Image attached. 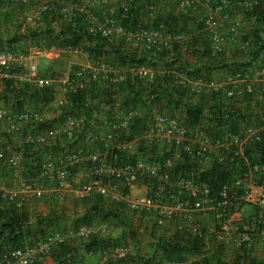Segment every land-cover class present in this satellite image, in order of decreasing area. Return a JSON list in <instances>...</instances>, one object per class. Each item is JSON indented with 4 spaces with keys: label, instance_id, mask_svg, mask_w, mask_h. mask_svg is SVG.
<instances>
[{
    "label": "built area",
    "instance_id": "built-area-1",
    "mask_svg": "<svg viewBox=\"0 0 264 264\" xmlns=\"http://www.w3.org/2000/svg\"><path fill=\"white\" fill-rule=\"evenodd\" d=\"M160 1L175 3L186 15L202 6L205 10L204 24L210 34L211 54L218 56L224 52L228 36L223 28L235 16L234 0H0V12L5 7L33 6L37 19L45 18L50 12L56 13L68 24L82 22L87 33L106 38L113 44L123 42L133 49L162 53L181 43L184 34L162 23L157 27H131L123 25L120 19L121 10L132 8L141 10L140 13L144 10L147 16L155 19ZM260 1L244 2L253 6ZM238 25L230 28L235 39L241 35ZM52 29L61 31L57 25ZM61 56L62 48L55 44H31L25 50L0 48V79H14L38 88L59 85L67 97L85 92L90 83H125L129 74L148 83H154L157 77L151 66H121L103 57L92 58L64 74H41L40 59L55 60ZM240 77L239 73L236 74L233 81L240 80ZM261 77H264V61L253 77L243 79V88L238 93L253 92L254 82ZM184 79L185 84L197 94L222 90L228 97H234L237 93L236 89L225 90L214 79ZM142 117L139 109L126 108L114 120H105L107 130L97 133L86 125L82 115L69 114L59 124L41 128L46 120L41 112H13L0 107V124L4 126L0 162L9 165L17 176L27 174L24 185L19 189L0 184V197L20 208L29 199L44 198L48 193L61 199L85 200L99 196L110 202H121L131 210L152 213L163 222L175 224L179 232H188L205 240L204 256L213 255L217 244H232L244 249L256 242L264 243V163H250L245 153L251 142L264 143V126L216 134L206 126H188L173 113L153 112L148 121L139 124V129L133 132L132 125L138 124ZM26 124H32V133L27 136L30 145L50 146L63 136L71 142L85 140L91 148L81 143L74 151H49L41 163L40 172L30 176L24 153L17 151L13 143L16 134ZM184 156L200 169L181 172L179 164ZM213 156H216L215 163L222 167L242 164L239 165V173L234 174L232 180L225 181L218 191H214L208 182L199 180L200 170H204L203 165ZM82 164L90 169L91 175L76 181L72 168ZM140 182H145L146 194L135 193ZM246 203L254 205V213L244 214L242 206ZM201 214L214 219L213 241H207L205 226L198 221ZM107 226L83 224L67 231L53 230L38 242L3 251L0 264H37L63 244L89 239L106 232ZM137 253L134 247L118 244L101 250L100 258L102 264H115ZM77 264L84 263L80 261ZM164 264L183 262L166 261Z\"/></svg>",
    "mask_w": 264,
    "mask_h": 264
},
{
    "label": "crops",
    "instance_id": "crops-1",
    "mask_svg": "<svg viewBox=\"0 0 264 264\" xmlns=\"http://www.w3.org/2000/svg\"><path fill=\"white\" fill-rule=\"evenodd\" d=\"M142 18L146 20V24L154 26L153 22H155L156 19H161L162 24H166L170 20L174 22L173 27L177 29L178 32L184 34V39L181 42V51L183 56L191 63H198L199 58L196 55L197 48H202L200 46V43H197V41H203L205 44H210V34L207 31L205 24H204V17H205V10L202 6H199L198 9L193 12L190 15L183 14L179 11L178 7L175 3L169 4L165 1L158 2L157 5V18H148L147 13L143 10ZM145 15L147 16L145 18ZM52 15L48 16L46 19H37L35 15V7L29 6V7H21V6H13V7H5L0 12V35L1 38H9L12 37L14 34V31L19 34L20 41L17 44H12L6 41L3 43V40H0V45L3 44L5 49H8L12 46H18V50H24L31 46V44H42L46 45L44 42V39L46 38V34L48 33L47 26L48 23L51 25V27H54L57 25L61 29V23L59 21L52 20ZM9 19V21H8ZM148 21V22H147ZM234 24H239L238 28L240 33L246 32L250 29L248 20L245 18L242 11L236 12L235 16L232 18V20L223 28V31L227 34L228 40L225 43L224 48V57L228 61H233L235 59L241 60V59H248L250 60L248 56V45L240 41V39H235L233 36V33L230 32V28ZM54 31V30H53ZM39 35V37L36 39L32 36V33H35ZM55 33H58L55 31ZM26 35V36H25ZM42 38V39H41ZM52 44L57 45L58 42L53 39H50ZM62 56L59 59L55 60H44L47 68L41 70L42 75H52L56 74V71L67 68L68 70L71 69L70 67L73 66V68H76L78 65L85 63L92 59V56L88 54L87 52H84L83 50H73L68 49L67 47H62ZM129 48V47H127ZM8 50H11L10 48ZM141 52V50H140ZM115 52H110L108 55H103L102 57L111 63H115ZM250 65L246 70L250 71V74H247L249 76H241L240 80L233 81V77L235 75L230 72L227 68H217L213 70L211 79H214L223 86L225 90H231L236 89L237 93L234 97H228L225 92L221 91H213L210 94H197L193 96L191 99L194 103L201 102L200 104L204 105V118L202 119V122L200 123L201 126H206L210 128L213 132L216 134H223L226 131H230V125L229 123H224L223 125H218L215 120L214 116L215 114H222L224 118L227 117L229 113H235V114H242L245 115L244 119H240V131H244L245 129L249 127H258L261 126L260 121H262V113H264V77H261L258 81L254 82V92L252 93V96L248 97L245 94L246 93H238V90L243 88L244 78L245 77H253L259 68V61L256 60H250ZM129 67H133L134 65ZM158 75L162 76L166 72H171V69H168L167 67L159 64L158 66L152 67ZM247 72V71H245ZM176 80L175 83L185 84L184 78L186 76L176 73L175 74ZM135 76L133 74H129V79L119 85H105V84H93L90 83L88 89L85 92H88V100L92 101L93 104H98L100 101V107L97 109V111L92 113L93 119L88 121L89 125L91 126V129L93 131H96L97 133H102L107 128L104 126L105 120H114L116 117H118L124 109L127 107L124 104L125 100L128 99V88L129 84L134 83ZM10 83L16 84L17 87L24 88L20 93H13L12 89L13 85H10ZM29 86L30 90H26V86ZM38 88L32 84L29 83H23L18 82L14 79L5 80L0 79V107H5L9 109L10 111L16 112L20 110H34L39 111L42 113L45 119H56L60 115L62 109L61 101L65 103L64 100H66V96L62 93L61 87L59 85H56L53 87L54 91V99L53 101L41 105L39 102L41 101V98H37L32 96V88ZM40 89V88H39ZM193 92V91H192ZM215 92H219V97H212L211 95ZM16 94V95H15ZM20 96H19V95ZM134 95V94H133ZM131 95V97L133 96ZM126 96V97H125ZM201 98H200V97ZM101 98H107L111 100L109 103H105L104 101H101ZM143 98L147 99V103L149 104L148 107L154 108V112H163V113H175L177 116L181 117L184 120V117L186 116L184 112V108L182 106H179V108H172V106H168L167 101L164 99L153 101L154 97L152 95H149V91L143 93ZM113 100V101H112ZM132 100V99H131ZM67 101V100H66ZM129 102V101H128ZM222 103L221 109L217 108L216 106L219 103ZM130 107H134L136 109H139L141 113H143L142 108L137 103L129 104ZM121 107V108H120ZM123 107V108H122ZM213 111H217L216 113H213ZM84 116V115H82ZM264 125V124H263ZM4 131V126L0 124V146L2 145V137L1 134ZM26 125H23L22 131L16 134L14 138V147L17 151L24 153L26 161L30 163V150L28 149V142H27V136L29 133H32V130H29ZM27 132V133H26ZM233 132V131H231ZM64 138L63 136H60L59 138ZM58 138V139H59ZM67 139V138H66ZM85 141V140H84ZM83 140H79L76 142H71L70 140H65L66 143L61 141H57L63 144V148L65 151H74L78 149L81 143L84 145H88L89 143L87 141L84 142ZM69 143V144H67ZM4 144V142H3ZM82 144V145H83ZM88 147L91 148V146L88 145ZM47 152L44 153V157ZM43 157V159H44ZM216 156L211 157L208 159L205 164L203 165L204 170H210L213 167V164H215ZM181 162H184L181 160ZM251 163V161L249 160ZM245 164V162H243ZM72 170H75L79 176V178H76V181L81 180L83 177H88L91 175L90 169L85 165H79L77 167H73ZM26 173H22L21 175L17 176L13 169L7 165L6 163H0V184H3L4 186L12 189H19L24 185V182L27 178ZM145 182H140L137 185L136 192L137 194H146V186L144 185ZM71 202H74L71 204ZM0 210H3V208H11L13 206L12 204L14 202L10 200H5L0 202ZM74 204H78L79 206H73ZM91 204L89 202L81 201L78 199H61L58 198L57 195L53 193H48L45 195L44 198H31L27 201L24 207V211L26 215L29 218V221H27V224H31V228H34V230H37V226H47L52 227L53 229L59 228L62 230H70L72 228L77 227V224L75 223V219L78 216H81L85 214V212L89 211L92 207L99 208V212L102 209H116L119 206H90ZM127 208L128 213H135L137 211L131 210L130 208ZM242 211H244V214H252L255 212V208L253 204H243ZM144 213V212H143ZM138 216H142V219H138L140 221V225L144 223V226H149L152 223H156V217L150 213L149 216L146 215V213L142 214V212L136 213ZM152 215V216H151ZM155 217V218H154ZM158 223L163 227L170 228V231H174L176 233V227L172 223L163 222L160 219H157ZM107 221V220H106ZM198 221H200L206 229L207 232V241H213V223L214 219L209 217L208 215L201 214L198 217ZM117 223L116 228L113 225L110 226V230H107L106 232H102L99 234H95L92 237H101L103 238L104 242L110 243L118 241L119 243H122L123 234L122 232H127V230L131 229V226L125 223H121L117 220L114 221ZM149 222V223H148ZM107 224L105 221L102 220V216L98 212L92 213V224L91 225H98L102 226L103 224ZM131 223V222H129ZM46 224V225H45ZM134 225V223H131ZM130 224V225H131ZM1 226V225H0ZM136 228V225H134ZM158 226V225H157ZM139 227V226H138ZM36 228V229H35ZM116 228V229H115ZM150 228V226H149ZM1 230V228H0ZM112 230V231H111ZM151 231V230H149ZM165 232H168L165 230ZM179 232V231H178ZM109 233L111 235H109ZM169 233V232H168ZM173 235V234H172ZM150 236V235H149ZM153 237V236H152ZM1 240V239H0ZM151 241H153L151 239ZM80 245V244H79ZM76 244L73 245L75 249L71 250V253H69L68 259L70 260H76L73 261V264H77L78 262H82L84 264H102L101 262V256L100 251L101 250H95L88 252L85 248V245L80 246ZM79 248V251H78ZM215 252L217 250L221 251L220 259L225 263H234L237 262L243 263V261H255L257 264H264V243L256 242L250 247L241 249L237 248L232 244H218L214 248ZM55 249L51 253V255L44 257L42 260L37 262V264H55L56 258L54 257ZM204 257L203 253H192L188 256L187 260L183 262V264H194L197 261H201V259ZM217 258V257H216ZM215 258V259H216ZM212 260V264H214V260Z\"/></svg>",
    "mask_w": 264,
    "mask_h": 264
},
{
    "label": "trees",
    "instance_id": "trees-1",
    "mask_svg": "<svg viewBox=\"0 0 264 264\" xmlns=\"http://www.w3.org/2000/svg\"><path fill=\"white\" fill-rule=\"evenodd\" d=\"M245 0H234V11L236 12L242 11L245 18L248 20L250 29L246 32H241L240 41L248 45V56L250 60L259 61V68L261 63L264 61V0L260 1L258 4H254L253 6H248L244 2ZM136 10L135 8L129 11H120V19L121 23L126 26H140V25H148L146 24V20L142 18V13ZM52 15V20L59 21L61 25V31L55 33L53 31L51 25L48 23L46 34V38L44 42L46 45H51L53 41L58 42V46L67 47V48H80L84 52H87L92 56V58L102 57L103 55H108L110 52H115V64L121 66H158L159 64L171 69V72H166L164 75L160 76L157 74L156 80L154 83H148L145 80H141L137 77L134 79V83L129 84L128 88V99L125 100L124 104L127 108H130L129 104L137 103L143 110V117L138 119V124L132 125V131L135 132L139 129V124H145L148 119L151 117L154 112V108L148 107L147 99L143 98V93L149 91V95L154 97L153 101H158L164 99L167 101L168 106H172V108H179L182 106L184 108V112L186 116L184 117V121L188 126H196L200 125L204 116V105L200 104L201 102L194 103L191 99L195 95V92H192L191 88L188 84H180L175 83L176 80L175 74L179 73L186 76L188 79L196 80L198 78L211 79L213 70L223 67L230 70L232 75L240 74V76H249L250 74L248 70V66L250 65V60L241 59V60H231L228 61L224 57V52L218 56H214L210 51V44H205L203 41H197L200 43L202 48H197L196 55L199 58L198 63L189 62L182 54L181 51V43L175 44V47L172 50H166L162 53H153L147 50H138L133 48H127L123 42L119 44H113L108 41L106 38L100 36H93L87 33L85 28L82 26V22L77 21L75 24H68L61 16L56 13H47L45 15V19ZM147 16L145 15V18ZM9 21V19H8ZM148 22V21H147ZM172 20L166 23L170 28H174ZM155 26L161 24V19H156L153 22ZM177 30V29H176ZM17 32V31H16ZM14 31L12 37L9 38H1L4 42H8L12 44H17L20 41V36ZM26 36V35H25ZM34 38H38L39 35L32 33ZM42 39V38H41ZM9 47L11 50H18V46ZM38 44V43H37ZM40 44V43H39ZM41 45V44H40ZM0 48H6L0 45ZM8 48V49H9ZM20 50V49H19ZM23 50V49H22ZM25 50V49H24ZM258 68V69H259ZM247 71V72H245ZM251 77V76H250ZM9 81V80H8ZM14 84V83H12ZM10 83V85H12ZM102 84V83H95ZM123 84V83H122ZM106 86L108 84H105ZM25 88V87H24ZM24 88L17 87L16 84L11 88L13 93H20V90ZM31 88V87H30ZM29 86H26V90H30ZM53 88H32V96L41 98L39 102L41 105L47 104L54 99V91ZM25 90V89H24ZM254 92V86H253ZM246 93V96H252V93ZM21 94V93H20ZM134 94V95H133ZM16 95V94H15ZM19 95V94H18ZM131 95H133L131 97ZM20 96V95H19ZM212 97H219V92H215L211 95ZM126 97V96H125ZM200 97V96H199ZM201 98V97H200ZM88 92H80L72 95H68L66 97L65 103L61 105V113L58 118L54 119H46L45 122L40 126L41 128H46L49 125H55L57 122H62L63 119L67 115H75L81 116L84 115L86 120V125L91 127L88 123L92 117V113L97 111L100 107V101L98 104H93L92 101L88 100ZM101 101L105 103L111 102V100L107 98H101ZM132 99V100H131ZM113 101V100H112ZM129 101V102H128ZM216 106L221 109L222 103L220 102ZM121 108V107H120ZM123 108V107H122ZM134 108V107H133ZM140 109V108H139ZM158 112V111H157ZM217 111H213L216 113ZM175 114V113H173ZM176 115V114H175ZM218 125H223L224 123H229L231 130L233 132H238L240 129V119H244L245 115L229 113L226 118L223 117L222 114L218 113L214 116ZM261 126H264V113H262V121H260ZM28 131L32 129V124H26ZM210 129V128H209ZM27 131V132H28ZM26 132V133H27ZM2 137V145L0 148H3L4 136L3 132L1 134ZM67 140L65 137L62 139L59 138L56 140L57 144H52L50 146L39 145V144H29L28 149L30 150L29 158L30 163L26 162V166L28 167L29 175H36L40 172L41 163L43 161L44 153L49 151H54L58 153L59 149H64L61 143L57 141ZM69 144V143H67ZM56 147V148H55ZM246 155L249 157L251 163H264V143L263 142H251L248 144L245 150ZM134 158V156H133ZM132 158V159H133ZM127 160V159H126ZM184 162L180 161L179 168L181 172L186 173L188 170L192 168L200 169L199 166L195 162H192L190 158L184 156ZM243 162V161H242ZM2 163V162H0ZM3 164V163H2ZM242 165V164H239ZM235 165L232 168L222 167L221 165L215 163L210 170H200L199 180L208 182L214 191H218L221 185L225 181H230L233 179L234 174L239 173L240 166ZM105 199L102 197H95L92 199H85L82 201L89 202L90 206H119L116 209H102L100 212L99 208L92 207L89 211L85 212V214L76 217L75 223L77 227L83 224L91 225L92 224V213L98 212L104 219H109L113 217L115 220L125 223L131 224L132 220L129 218V213L127 212L126 205L121 202H108L107 204L104 201ZM3 201V198L0 197V202ZM1 205V203H0ZM11 208H3L0 210V254L8 249H13L15 247L23 246L26 243H34L43 239L48 233L52 232L53 229L49 224H45V226H37V230L31 228V224H27L29 221L28 216L24 211V207H18L15 203L12 204ZM1 209V208H0ZM149 216L150 213L144 212ZM142 212V214H144ZM154 215V214H153ZM152 216V215H151ZM155 216V215H154ZM156 217V216H155ZM154 217V218H155ZM156 219V224L158 223ZM131 222V223H129ZM173 224V223H172ZM203 225V224H202ZM130 226V225H129ZM175 226V224H174ZM204 226V225H203ZM36 229V228H35ZM156 230V229H155ZM154 235L157 232H152ZM158 235V234H157ZM96 236V235H95ZM85 248L88 252L95 250H103L104 248L109 247V243L104 242L101 237H92L84 242ZM205 240L197 238L189 234L188 232H178L174 233L171 236L166 234H161L155 237V242L151 244L148 248V251L151 253L150 256L143 261L138 260V264H156L155 259L161 258L162 262L166 261H177V262H185L188 256L192 253H203L205 247ZM75 249L70 244H63L61 247L57 248L54 253V257L56 258L55 264H73V261L68 259V254L71 253V250ZM140 255V254H139ZM138 253L134 256V259H138ZM221 251L217 250L211 256H204L201 261H197L194 264L207 263L212 264V260H214V264H234V263H224L220 259ZM160 256V257H158ZM120 262V261H119ZM115 264H124L122 261L120 263ZM236 264H257L255 261H243V263Z\"/></svg>",
    "mask_w": 264,
    "mask_h": 264
},
{
    "label": "rangeland",
    "instance_id": "rangeland-1",
    "mask_svg": "<svg viewBox=\"0 0 264 264\" xmlns=\"http://www.w3.org/2000/svg\"><path fill=\"white\" fill-rule=\"evenodd\" d=\"M39 66H40V69L42 70V69H45V68H47V65H46V63H45V61H44V59H40L39 60ZM71 69L73 68V66L72 67H70ZM68 71V69L66 68H63V69H61V71L60 70H58V71H56V74H64V73H66ZM60 122H57L56 124H59ZM55 144H57V143H55ZM62 146H63V144H61ZM56 148V147H55ZM61 150H64V149H59L58 150V152H60ZM77 172L75 171V170H73V175H74V177L75 178H79V176H78V174H76ZM68 199H71V200H73L74 198H68ZM67 200V199H66ZM82 201V200H81ZM105 201V203L107 204L108 202H110V201H108V200H104ZM74 202H71V204H73ZM73 206H79L78 204H74ZM136 213H138V212H135V213H129V218L132 220V222L134 223V225H136V228H135V226L134 225H130L131 226V229L130 230H127V232H122V234H123V236H124V238H123V240L124 241H122V243H119L118 241H115V242H110L109 244V247H111V246H113V245H118V244H122V245H126V246H129V247H134V248H136V250H137V252H138V255H139V257H138V259H134V257H132V256H130V257H128V258H126V259H124V260H122V263H124V264H138L137 262H138V260L140 259V261H143V260H146L149 256H150V252L148 251V248H149V246L151 245V244H153L154 242H155V237H157V236H159V235H161V234H163V232L165 231V230H167L168 232H165V234L166 235H168V236H171L172 234H174V231H170L171 229L169 228L168 229V227H163V226H161L160 224H154V223H152L151 222V224L149 225L150 226V228H149V226H144V223H142V225H140V221L138 220L139 218L140 219H142L141 217V215L140 216H138ZM102 220L103 221H105L106 223H107V230H110V226H114V227H116V228H120V227H117V223H115L114 221H115V219L113 218V217H111V218H109V219H104L103 217H102ZM107 220V221H106ZM149 223V222H148ZM167 223H169V222H167ZM103 224V223H102ZM158 225V226H157ZM139 226V227H138ZM76 228V227H75ZM115 228V229H116ZM56 229H59V228H56ZM72 229H74V228H72ZM156 229V230H155ZM59 230H62V229H59ZM71 230V229H70ZM149 230H151V231H149ZM65 231H67V230H65ZM112 231V230H111ZM153 231H155V232H157V234L156 235H154L152 232ZM109 235H111L110 233H109ZM150 235V236H149ZM153 236V237H152ZM90 239V238H89ZM89 239H77V240H75V241H73V242H71L70 243V245H75L76 246V244L77 245H79V248H80V246L82 245V247H83V245L85 244L84 242H87ZM151 239L153 240V241H151ZM107 243V242H106ZM218 245V244H217ZM216 245V246H217ZM79 248H78V251H79ZM158 257H160V256H158ZM121 262V261H120ZM119 262V263H120ZM154 263H156V264H164L165 263V261L164 262H162V260H161V258H157V259H155V262Z\"/></svg>",
    "mask_w": 264,
    "mask_h": 264
}]
</instances>
